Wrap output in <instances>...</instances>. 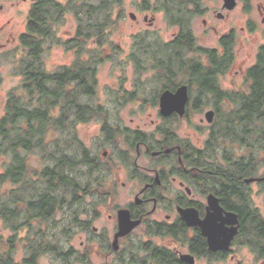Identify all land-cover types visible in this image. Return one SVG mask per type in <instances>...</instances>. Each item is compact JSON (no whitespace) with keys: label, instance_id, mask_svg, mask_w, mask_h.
Here are the masks:
<instances>
[{"label":"flooded vegetation","instance_id":"flooded-vegetation-1","mask_svg":"<svg viewBox=\"0 0 264 264\" xmlns=\"http://www.w3.org/2000/svg\"><path fill=\"white\" fill-rule=\"evenodd\" d=\"M33 1L31 0V4ZM241 1L249 8V0ZM153 11L161 12L166 17L168 15L169 21L172 19L165 9H153ZM230 11L232 10H228ZM227 15L218 14V17L224 20ZM144 18L147 19V16ZM203 23L205 24V21ZM250 24L251 21L248 26ZM262 24H264V16ZM171 26L178 27L179 30L174 35L171 41L173 42L180 35V26L177 24ZM213 30L217 33L215 28ZM191 36L195 45L196 39L192 32ZM235 40L236 35L230 30L218 36V47L197 48L201 51H212L218 57H222L225 51L227 52V46L230 48L231 65H227L226 71L215 79L222 102L216 107L214 103L218 95L208 94V103L205 104V96L199 93L195 83H192L189 76L185 75L186 80L179 85L177 82V86L172 91L174 92L180 86L187 87L184 116L179 117L177 114L169 117L161 116L164 121L180 119L191 125L192 114L201 112L203 107H209L210 111L214 112L213 121L223 107L226 111H237V100L246 94L245 90L247 91L245 81L248 71L255 65L244 73L242 90L222 88L219 83L221 76L226 74L235 63L233 49ZM155 47L153 45V49ZM261 51H264V45L259 48L257 57ZM165 66L172 67V65ZM151 69L153 71V65ZM153 101L156 102L155 105L159 103V96L158 98L155 96L154 100L152 96V103ZM58 111L60 112V108ZM103 114L107 119L105 109H103ZM97 119L100 120L101 134L105 136L103 143L97 149L91 150L86 147L78 138L75 128L95 119L74 126L73 133L78 144L77 148L81 150V156L77 158L76 153L70 154L71 149L66 150L72 158V167L67 170L66 174L76 183L75 191L70 187L66 188V197L73 196L75 192V195L80 198L91 194L106 199V201L114 199L118 184L113 176L116 170L125 168L129 172V179L121 184L123 188L129 186L131 198L125 206L117 207L114 214L108 216L109 220L115 223L110 235L99 238L90 237L84 247L87 264H92L90 257L96 241L102 243L103 247V252L99 254L103 255V259H107L111 255L119 256L120 245L129 241L134 234H137L144 246L142 250L144 256L138 258L137 255H132L127 261L121 258V261H124L123 264H157L159 260L168 263L164 262L162 257L174 260L171 256H174L175 261H179L180 264H198L202 261L206 264H217L227 259L235 261L236 249L246 250L256 263L264 264V212L254 201V196L261 197L264 201V163L256 166V169L244 178L234 173L224 174L222 172L235 164L238 159L251 155L252 148L249 147V143L246 142V145L242 144L237 148L236 135L231 134L229 138L227 134H223V129L212 126L213 121L207 128L199 127V131L206 129L207 132L200 143L198 139V144H196L189 135L186 139H182L171 132L170 128H158L153 133V120L151 121V132L147 135L138 130H133L131 134L126 133L119 127L110 126L108 120ZM116 149L119 150L113 152ZM261 151L264 152V150ZM133 152L134 157H132ZM144 159L148 160L147 164L142 163ZM80 165L88 168L90 180L84 183H79L70 173ZM260 167L263 168L262 172ZM234 180L241 190H234L228 186V183H233ZM14 191L15 188L12 185L7 190L9 194ZM21 209L22 213L18 220L13 221L12 217L8 220L7 236H0V264H40V259L49 254L56 256L62 262L64 259V264H70L69 260L75 256L76 251L69 248L63 252L65 258H61L62 243L61 239L56 237V228L51 226L46 229H37L33 225L30 229L23 216L26 206L22 205ZM62 210L56 211L52 219ZM121 210L127 211L129 220L138 222V225L129 234L118 239L119 249L113 251L111 244L118 232V212ZM92 212L95 217L99 216L96 210ZM74 213L73 211L71 215ZM0 221L3 224L1 218ZM15 222H17V230L14 229ZM195 222L198 224H190ZM233 228L236 229V233L227 249L215 251L209 249L210 239L213 243L221 245L224 243L221 236L229 235ZM83 230H91L92 235L97 234V228L93 227L92 220L85 221ZM68 233L72 234L70 229ZM46 249H48L47 252H45ZM19 252H23L24 255H19L18 258ZM183 258H188V260ZM172 260L169 262L172 263Z\"/></svg>","mask_w":264,"mask_h":264},{"label":"trees","instance_id":"trees-1","mask_svg":"<svg viewBox=\"0 0 264 264\" xmlns=\"http://www.w3.org/2000/svg\"><path fill=\"white\" fill-rule=\"evenodd\" d=\"M201 2L155 0L160 10L165 9L170 14V24L180 26V35L175 41L153 52L163 62L158 65H172L163 69L162 66L156 68L158 72H164L159 77L163 76L169 83L164 85V90L173 91L177 82L178 85L183 83L176 78L181 73L195 83L199 93L205 96V104L208 103V94L218 95L214 103L217 107L222 101L215 79L226 71L227 65H231L230 48L226 47L227 52L222 57L212 51L197 49L199 54L205 55L206 60L203 62L199 59L186 61L184 56L187 52L195 51L187 15L201 14ZM119 3L120 0H66L64 3L58 0H34L30 5L26 29L19 38L21 57L17 61L16 74L20 82L8 92L5 112L0 118V218L5 230L11 217L13 221L18 220L22 205L26 206L23 216L30 229L33 225L37 229L49 228L56 211L79 205L80 197L75 192L71 197L65 194L68 187L76 190L75 181L66 174L72 167V158L66 150L78 147L73 133L76 124L102 117L107 120L103 114L104 108L88 100L96 94V73L98 66L107 57L104 51L109 42V33L116 24L111 18L112 11ZM142 7L144 10L149 9L146 1ZM181 13L182 16H179ZM68 15L74 18L76 29L70 39L62 41L57 37V27ZM56 42L65 50L73 52L74 57L70 65L48 73L41 58L46 44ZM143 51V54L139 53L141 63L153 65V54L151 56L145 48ZM136 63L139 64V61ZM174 66L176 68L173 69ZM245 85L247 91L238 98L237 111L234 113L229 110L223 115V134L229 138L235 134L236 143L240 146L248 143L247 135H257L254 124L261 123L264 126V51L259 53L255 66L248 71ZM223 116L217 114V120L221 121ZM55 134L63 135L64 138L59 139ZM258 138L259 141L264 140V129L261 134L258 133ZM249 147L254 149L250 142ZM253 149L247 158L238 159L222 172L234 173L243 178L248 176L257 166ZM35 153L45 164L39 169L29 164L30 155ZM229 183L231 189L241 190L235 180ZM11 185L15 191L9 194L7 190ZM73 222L78 221L74 219ZM16 224L15 230L18 228ZM78 224L85 228V223ZM171 257L174 260L162 257L168 263L159 260L157 264H180L174 256ZM61 258H65L63 251ZM76 261L87 264L86 254L78 255Z\"/></svg>","mask_w":264,"mask_h":264},{"label":"rangeland","instance_id":"rangeland-1","mask_svg":"<svg viewBox=\"0 0 264 264\" xmlns=\"http://www.w3.org/2000/svg\"><path fill=\"white\" fill-rule=\"evenodd\" d=\"M58 1L66 2V0ZM144 1H146L149 10H143ZM30 4L31 0H0V118L5 112L8 92L17 87L20 82V78L16 74L17 61L21 57L18 49L19 38L26 29V18ZM222 5V0H202L200 4L201 14L187 15L188 27L194 39H196V43L194 45L195 52H187L184 56L186 61L195 59H199L201 62L205 61L204 55L199 54L196 49L218 47V36L232 30L236 35L233 48L235 63L226 74L221 76L219 83L222 88L227 90H242L243 75L246 70L255 65L258 50L264 45V24H262L264 0H249V8L241 0H237L235 8L230 12L223 9ZM153 9L160 10L155 0H120L119 5L114 7L111 18L116 21V24L109 33V42H107V48L104 51V55L107 57L98 66L96 94L88 101L94 105H102L107 112L108 124L119 127L126 133L131 134L133 130H138L149 135L152 127L151 121L153 120V133L158 128H170V131L178 137L186 139L189 135L192 141L198 144L197 140L199 139L200 143L207 132L206 129L199 131V127L207 128L209 126V123L205 120V114L210 111L209 107H203L201 112L192 114V124L189 125L188 122L180 119L164 121L159 114V103L157 102L158 105H155V101L152 103V96L153 100L157 94L160 96L164 90V85L169 84L163 76L159 77L164 72L162 70L158 72L156 68L162 66L161 69H163L165 65H158L161 60L153 51L170 43L174 35L179 32L178 27L170 25L166 16L161 12L153 11ZM130 14L135 16L134 20L129 17ZM218 14L228 15L222 20L218 17ZM145 16H147V19L144 18ZM179 16H182V13ZM250 21L251 24L248 26ZM75 29L76 22L72 15H68L57 27V37L62 41L70 39L75 33ZM153 45L156 46L155 50ZM143 48L151 56L153 54L155 58L153 59V71L151 63H141L139 53H144ZM168 50L171 51V47ZM73 57V52L65 50L59 42H56L46 44L41 61L48 73H54L60 67L69 65ZM136 61H139V64ZM139 65L140 67H138ZM174 68L176 67L174 66ZM176 78L179 82L186 80L185 75L183 76L181 73ZM131 95H133V98L130 97ZM226 113L225 107L221 108L219 114L223 116ZM99 122L100 120L95 119L85 125L75 127L78 138L91 150L99 148V145L104 141L105 136L101 134ZM224 124L225 116L221 121L215 117L212 126L225 129ZM75 128H73V132ZM253 128L257 135L249 134L247 140L248 143L250 142L254 146V149H252L254 155H256L255 162L258 166L264 163V152L261 151L264 150V140L259 141L258 138V133L261 134L263 125L256 123ZM55 137L64 138L60 134H55ZM239 147L240 145H237V148ZM118 150L116 149L113 152ZM74 153H76L77 158L81 156V150L77 146L70 150V154ZM132 155V157L135 156L134 152ZM142 163L147 164L148 160L144 159ZM29 164L36 169L45 165L41 162L37 153L30 155ZM124 169L116 170L113 176L118 184L114 199L111 198L106 201V199L99 198L96 195L86 194L80 198L79 205L76 204L71 208L65 207L53 218V223L50 222L52 227L56 228V237L61 239L62 251H67L69 248L76 251L75 256L69 260L70 264H82L78 263L76 259L78 255L84 254V247L90 237H107L111 234L115 223L109 220L108 216L113 215L117 207L125 206L131 198L129 186L123 188L121 184L129 179V172ZM262 169L260 167L261 172ZM87 171V167L80 165L70 173L74 175L79 183H84L89 179ZM110 179L112 180V177ZM254 201L264 212L263 199L254 196ZM93 210L99 213L98 217H95ZM73 211L75 213L71 215ZM72 216L82 223L92 220L93 227L97 228V234L92 235L91 230L84 231L81 224L73 222L74 218ZM69 229L72 234L68 233ZM0 236H7L1 221ZM143 249L144 246L139 241L137 234H134L129 241L120 245L119 256L111 255L107 259H103V255L99 254V252H103L102 243L96 241L90 257L91 263L123 264V260L127 261L132 255L142 258L144 256ZM235 253V261L227 259L217 262V264H259L244 249L242 251L236 249ZM19 255H24V253L19 252L18 258ZM40 264H64V261L62 262L56 256L49 254L40 259ZM198 264H206V262L202 261Z\"/></svg>","mask_w":264,"mask_h":264},{"label":"water","instance_id":"water-1","mask_svg":"<svg viewBox=\"0 0 264 264\" xmlns=\"http://www.w3.org/2000/svg\"><path fill=\"white\" fill-rule=\"evenodd\" d=\"M223 2V8L226 10H233L236 6V0H222ZM132 20L135 19V16L133 14H130L129 16ZM187 101V87L186 86H180L177 88L174 92L169 90H164L160 96H159V114L162 117H169L172 114H177L179 117H183L185 113V103ZM214 118V112L208 111L205 114V120L208 123H212ZM231 217H235L233 215H229ZM183 218H185L183 216ZM190 224H198V223H190ZM232 224L234 225V221H232ZM138 225V222H131L128 218V213L125 210H121L118 212V232L114 236V241L111 244V248L113 251H118L119 245H118V239L120 237H124L127 234H129L136 226ZM236 233V229H231L230 234L226 235L223 234L221 236L222 241L224 240V243L220 245V243H213L212 239H210L209 243V249L212 251L218 250V249H227L228 244L230 240L233 238V236ZM212 238V237H209ZM184 260H188V258H183Z\"/></svg>","mask_w":264,"mask_h":264}]
</instances>
